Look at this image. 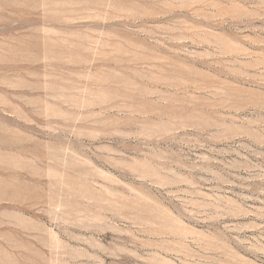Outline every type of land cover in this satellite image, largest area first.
Returning <instances> with one entry per match:
<instances>
[{
	"label": "rangeland",
	"instance_id": "obj_1",
	"mask_svg": "<svg viewBox=\"0 0 264 264\" xmlns=\"http://www.w3.org/2000/svg\"><path fill=\"white\" fill-rule=\"evenodd\" d=\"M0 264H264V0H0Z\"/></svg>",
	"mask_w": 264,
	"mask_h": 264
}]
</instances>
